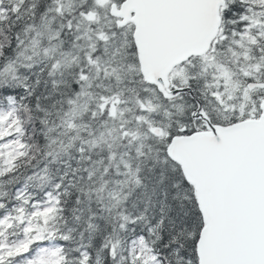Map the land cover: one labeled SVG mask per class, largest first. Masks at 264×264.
<instances>
[{
  "label": "snow or ice",
  "instance_id": "snow-or-ice-1",
  "mask_svg": "<svg viewBox=\"0 0 264 264\" xmlns=\"http://www.w3.org/2000/svg\"><path fill=\"white\" fill-rule=\"evenodd\" d=\"M0 264H264V0H0Z\"/></svg>",
  "mask_w": 264,
  "mask_h": 264
}]
</instances>
